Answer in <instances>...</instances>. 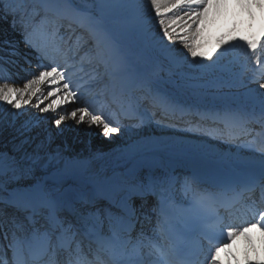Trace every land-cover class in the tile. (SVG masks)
I'll use <instances>...</instances> for the list:
<instances>
[{
    "label": "snow or ice",
    "instance_id": "1",
    "mask_svg": "<svg viewBox=\"0 0 264 264\" xmlns=\"http://www.w3.org/2000/svg\"><path fill=\"white\" fill-rule=\"evenodd\" d=\"M25 3L26 0H0L5 13L0 18L6 19L11 15L15 27L16 17L19 15L24 43L40 54L38 60L41 63L37 64L38 74H31L30 78L24 80L22 87L8 82L0 83V103L17 110V114H23L21 110L25 106L35 107L39 113L46 114L44 120L50 121L60 131V126L71 119L75 125L87 124L89 128L99 129V135L105 139L123 134L124 126L108 115L96 114L95 106L92 110L88 106L76 107L71 111L64 108V105L79 99L78 89L81 85L74 87L70 76V69L74 66L72 61L77 57L81 67L87 62L94 64L97 69L102 68L101 78L107 76L110 80L119 78L123 81L131 71L121 48V36L129 30V25L117 28L109 20L108 10L111 8L119 7L130 12L133 31L150 33L154 27H158L156 35L159 36V43L168 53L170 63L176 67L203 66L204 61H209L210 66L217 65L232 49L245 47L252 57V63L259 69V78L264 79V0H235V6L247 13L250 22L256 20L253 9L260 10L258 35H237L243 29L240 27L241 22L235 20L228 30L218 35L213 32L220 18H226L230 0H150V12L147 15L141 7V0H120L118 4L110 3L109 0H97L88 4L85 9L74 7L73 0H39L44 16L39 24L32 25L31 30L25 21ZM93 7L97 12L91 10ZM33 13L39 15L36 9H33ZM48 13L52 15L49 16ZM64 20L68 21V27L73 32L76 31L72 28L73 24L82 30L75 40L71 37L65 40L60 35V28L63 27L61 21ZM153 20L156 21L155 25L152 24ZM252 27L249 23L248 30ZM38 31L44 37L42 43H37L33 38ZM89 42L91 46L80 55ZM4 43L10 44L11 54L15 55V45L8 41ZM50 44L56 53L64 57L63 64L57 63L55 57L50 56ZM209 44H212L211 49L205 50ZM174 45H179V48ZM218 51L219 54L214 58V53ZM44 60H49L50 63L44 64ZM45 86L48 89L47 95L44 94ZM260 87L264 88V84ZM145 99L150 100L154 107L170 106L166 97L159 92L146 96ZM260 107L259 116L226 111L220 117L227 130L221 133V138L232 143L239 142L241 147H253L254 141L242 138L252 134L253 129L249 127L252 123L260 124L264 130V97L261 98ZM129 108H132L131 104ZM49 113L51 115H47ZM142 123L143 120L140 121ZM39 126V120L25 121L17 129L18 134L24 137L18 150L31 143L33 138L26 133H31ZM261 134L264 132L257 133ZM51 139L49 133V144ZM41 148H46L43 141L33 153L25 150L21 160L30 162L26 167L15 156L0 153V238L7 241L0 264H40L45 261V257H48L45 264H54L52 257L59 250L70 252L69 264H72V255L78 257L85 240L95 242L99 250L106 251L109 254V264H135L141 247L145 245L140 239L144 234L141 232L134 242L133 233L138 224L142 227L139 209L144 208L149 197L157 198V204L152 208L156 216L155 231L164 237L173 228L174 219H196L216 199L214 193L200 187L199 177L186 176L181 188L186 195L191 193V203L183 210L181 217H171L168 209L176 205L165 193L177 181L171 175H155L149 166L146 175H140L138 169L131 178L127 171L118 169H112L110 173L92 174L89 177L91 194L81 196L74 202L57 194L58 184L67 174V167H54V164H59L63 159L61 153L57 151L51 154L45 151L47 160L41 164L45 159L39 153ZM255 150L261 154L260 172L258 178L252 179L249 187H259L264 192V144ZM129 154L135 155L136 149L130 150ZM37 167L46 175L25 187L9 188L3 179L9 177L11 180H18L22 175L32 177ZM49 167H54L51 173L47 172ZM233 186L230 177L220 181L223 192L231 190ZM136 200L141 201L139 209ZM254 217L255 222H247L239 227L225 223L222 218L210 225L209 231L218 230L222 239L215 243L209 240L210 247L203 264H264V210H258ZM144 220L151 222V217L145 215ZM254 230L260 233L261 248H257L249 235ZM241 238L246 245L243 259L239 255V247L233 250V243ZM148 246L151 249L149 255L158 257L162 264H193L179 256L175 243L162 246L150 241ZM9 252L12 254L11 258L8 256ZM76 264H82V261L77 258ZM100 264L105 262L101 260Z\"/></svg>",
    "mask_w": 264,
    "mask_h": 264
},
{
    "label": "bare ground",
    "instance_id": "2",
    "mask_svg": "<svg viewBox=\"0 0 264 264\" xmlns=\"http://www.w3.org/2000/svg\"><path fill=\"white\" fill-rule=\"evenodd\" d=\"M35 0H33L28 8V11L25 14V21L29 25V30H31V23L35 21V24H39L41 18L44 16V12H39V15L34 14L31 12L32 6H34ZM110 3L118 4L120 3V0H109ZM146 3V2H145ZM74 7H77L76 2L73 0ZM142 9L147 15L150 12V2H147L145 6H142ZM3 9V4H0V17ZM43 9V7H42ZM81 9V8H80ZM113 11H110L111 13H117L118 15H123L122 19L126 23H131V14L128 10L115 7L111 8ZM253 12L256 15L255 21H249L247 17V13L244 12L239 7L235 6V0H230L229 7L227 9V16L221 17L217 25L213 28V32L217 35L220 31L224 32L228 30L232 22L238 21L241 22L240 27L243 29V31L237 32V35L242 34H250L255 33L259 34L260 32V24H261V17H260V10L259 9H253ZM235 13V15H233ZM52 13H48L50 15ZM13 17L10 15L7 17V19L0 18V61L4 62L5 65L1 67V72L5 75L4 77L0 75V83L8 82L14 84L16 87H22L23 82L25 79L30 78L31 74L37 73L39 69L37 68V64H35L34 67L29 69L27 66L30 62H37L38 56L40 55L34 48L28 47L24 43L23 34L20 32V30L23 31V26L21 24L20 27H18V23H20V17L19 15L16 17L17 23L16 26L13 27ZM65 22H68L67 20L61 21L63 24V27L60 28V35L63 36L66 39L71 37L72 40H75L78 35L81 34V29L77 28L75 24L72 25V28H75L76 31L73 32L70 28H68L69 31H64L66 24ZM251 23L254 27V30L251 31H245L248 28V24ZM127 24V23H126ZM152 24L155 25L156 21H152ZM33 25V24H32ZM68 27V25H67ZM155 31H158V27H154L150 33H141L143 36L148 37V47H151L153 49L152 56H149L147 54H141L142 57L145 58V62H148L152 68H156V63L152 59L154 56L156 59H159L160 62H162L164 65H166L163 61V58L165 55H168V53L163 49L161 44L159 43V36H156L154 33ZM158 29V30H157ZM154 32V33H153ZM35 36V40L37 43H42L44 41V37L41 32H37ZM86 35V34H85ZM5 41L11 42L16 47V54H11V47L10 44L4 43ZM167 43V41H165ZM89 45H86L82 50L80 55H83L84 52L88 50L90 47ZM179 45H174V47H178ZM244 47H236L232 49L220 62L221 66L217 65H211L209 61H204L203 66L207 67L209 66L211 68L210 73H207L203 75L200 80L208 81L211 76H225V80L228 82V85L225 86V88L217 89L215 85H210L206 88H203L201 90L205 92H215L216 94L219 93V95L225 96L227 98L224 99H212L210 97H203L200 94L196 93H190L186 92L191 98V101H196V103L191 104L190 106L186 102H178L172 101L170 99V95L166 93H160L162 96L166 97L168 104L170 106L165 107L164 105L154 107L153 104L150 102V100L145 99L148 95H143L142 92H144V88L142 85L144 82H139L138 78H136L135 74L130 72L123 81L120 80V83L115 88L113 85L114 83L107 78V76H103L102 80H100L101 75L100 73H103V69H97L94 64H89L85 62L83 66L81 65H74V68L71 69V81L72 77H74L76 74H79L80 72H85L84 78L88 77L94 81L93 83V90L94 89H100L104 86V84L109 81L111 83V87L108 88L106 91L108 92V96L111 98H108V96H103L101 94L100 97V104L98 103H88L85 106H88L90 110H92V107L95 106L96 114L103 113L105 115L110 116L114 119V117L110 114L113 113V109L117 110L116 105L114 104L116 101H118L121 106L119 107L122 109V113H119L120 117H118L117 121L120 123H127L129 124V127L123 128V134L122 135H116L112 139H105L102 136L99 135V129L93 127L89 128L87 124H81V125H75L74 121L71 119L66 120L60 127L62 131L57 130L56 126L52 124L50 121H46L43 119V117L46 114L39 113L35 107H29L25 106L24 112H21L23 114H19V118L16 121H10V119L17 114V110L11 109L10 106L0 103V153H7L10 156L11 152H14L15 155H22L24 156L25 150L28 153H33V148L37 146V143L40 144L42 141L46 145V148H41L39 150V153L41 152V156H45V151L48 153L54 154L55 152L59 151L63 157V159L60 161L59 164H54L55 168H64L67 167V174L63 177V179L59 182V192L58 195L62 196L63 198L70 199L72 201H77L79 197L81 196H88L92 192V185L89 182V177L92 174L100 173V172H111L112 169H118L121 171H127L129 178H131L133 175L136 174L137 170L139 169V174L143 176V173H148L149 166H151L152 171L154 174L158 176V168L156 164L158 162H165L169 164H173L176 161H179L181 159H186L185 165H191L192 168L187 167H179L178 171L186 174L185 172H190L193 168L196 166H200L201 163L193 164L192 161L198 157L200 159V162H205L207 160L209 161H215L213 165V169L220 170V171H227L232 168L237 170H242L245 173H247L248 164L253 161H257L258 164H260L261 157L260 152L255 150L258 149V140L254 141L252 140L250 136L243 137L245 141H254V146L251 148L248 147H241L239 142L232 143L228 142L227 139L221 138V133L227 131L225 129V126L222 125L219 121H213L212 116H216V113H214L212 110H217L210 108V104L220 105L223 104L222 101H228L226 104L230 107L232 105H236L238 111L244 110L248 111L251 110V115L259 116L261 107H260V101L261 97H264L262 94V89L252 91H247V94L244 95V89L247 86H251L252 84H264V79H259V73H257L258 68L256 65L252 63V57L250 54L246 51V48ZM239 51H244V53H247V55H240V53H237ZM49 54L53 57H61L62 55L56 53L53 50V47L51 44L49 45ZM124 55H127L126 53H123ZM219 53H214L215 55H218ZM33 55V56H30ZM235 55H238L239 57H235ZM7 57V58H5ZM77 59H79L77 57ZM191 60V57H189ZM226 60H229L228 63H225ZM44 64L50 63L49 60L42 61ZM64 63V61H62ZM75 62V61H74ZM41 63V62H40ZM73 63V62H72ZM223 63H225L223 65ZM77 64V63H76ZM132 67V66H131ZM130 67V68H131ZM170 68V66H169ZM80 70V72H79ZM186 71L195 73L199 71L198 68H185ZM75 74V75H73ZM88 75V76H87ZM163 74H157V76H162ZM167 77H171L175 80H182L185 79L186 81L193 82L195 78H189L184 76H179L174 72V70H169L166 74ZM77 77V76H76ZM95 77V78H93ZM84 79L83 81H86ZM178 80V81H179ZM115 81V80H114ZM233 82V83H232ZM249 82V83H248ZM194 83V82H193ZM133 85V86H132ZM220 85V84H219ZM258 85V86H260ZM75 87V86H74ZM133 94H142V98L140 103L142 105H139V108L150 106L152 108L145 119L143 120V123L140 124V118L136 115H134L132 109L129 108L130 102H125L121 99H128V93L124 90L129 89V91H132ZM151 89V94L155 93V90L152 88V86H149ZM243 88V89H242ZM181 90L182 88L179 87ZM47 87L44 88V94L47 95ZM259 91V92H258ZM177 94L179 93L176 91ZM259 94V98L256 96ZM114 94V95H111ZM176 94V93H175ZM186 94H182L180 96H183ZM255 95V96H253ZM150 96V95H149ZM245 96H248L246 98ZM233 98V99H232ZM235 98V99H234ZM133 99V97H131ZM104 100L111 102V108L109 106H106L104 103ZM115 101V102H114ZM48 101H46L47 103ZM76 102V101H75ZM75 102H71V107L68 106L66 109L68 111H71L72 105L75 104ZM103 102V103H102ZM199 102V103H198ZM33 104H35V100H33ZM195 104L200 105L201 107H209L211 110L208 113H200L198 112V109ZM118 108V109H119ZM163 109L165 111L164 113L168 114L169 118L168 121L163 124L159 121L158 116H156V113H161L162 111L160 109ZM174 108L176 110H174ZM225 108V107H224ZM233 108V107H232ZM206 109V108H205ZM222 111V110H221ZM219 111V112H221ZM182 116H177V114L182 113ZM218 112V113H219ZM249 112V113H250ZM51 115V113L47 114ZM24 119L25 121H40V126L37 128H34L29 135L36 136L37 139H32L30 144H25L23 149L18 150V146L21 143V140L24 139L23 136L16 135L14 133H17V128H20L21 125L19 122ZM116 120V119H114ZM180 120V121H178ZM135 122V123H134ZM191 122V123H188ZM182 125V129H187L190 135H185L180 133H172V131L177 127V125ZM19 124V125H18ZM193 124V125H192ZM14 125V126H13ZM139 125V126H137ZM6 127V130L4 132H1L3 128ZM165 127V128H164ZM215 127L218 129V131L213 132L212 128ZM250 128L253 129V132L257 130V127H259L257 124H250ZM130 128V129H129ZM160 128V129H159ZM172 130H171V129ZM91 129V131H90ZM259 133H262L264 130H260ZM185 131V130H184ZM252 132V133H253ZM51 134V143H48L47 137ZM27 135V134H26ZM259 136H262L259 135ZM32 137V136H30ZM33 138V137H32ZM133 140V141H132ZM136 149L135 155H130V150ZM33 150V151H32ZM47 160V157L45 156V159L41 161V164L45 163ZM25 161V164H29V161ZM203 165V164H202ZM54 167H49L47 172L53 171ZM198 168V167H197ZM250 171V170H249ZM45 172L42 171L39 167L36 168L34 176L27 177L33 179L34 182L36 179H40L44 177ZM175 177V176H174ZM176 178V177H175ZM232 180H234V177H230ZM24 179V178H23ZM33 182V183H34ZM51 182H49L50 184ZM251 182L248 183H242L241 185L249 186ZM24 183H22L20 180L16 183H12L10 185V188H16V187H25ZM82 189V190H81ZM85 191V192H83ZM250 194V195H249ZM249 194L241 200L243 208H247V206H250V203L252 201V195L253 192L250 189ZM250 196V197H249ZM138 209L139 205L138 203H141L140 200L135 201ZM152 208V201L151 197H149L147 204L144 206L143 209H139V213L141 215L142 220V227L141 225H137V228L133 235H138L144 229L146 230H152L150 233H143L145 236H156L157 233L155 231V225L153 220L155 219V214L151 213ZM11 212V209L8 210ZM256 213V210H249L247 213H245L244 218L241 219H247L248 217H252ZM147 215L151 217V223L147 220H144V216ZM233 215L235 216H241L242 213L239 210H234ZM226 219V218H225ZM250 222V221H247ZM247 222L242 223L245 225ZM257 231H253L249 233L251 239L253 242L257 245V248H261V238L260 233ZM79 239V237H78ZM147 239H145L146 241ZM243 245L239 247V255L241 256V259H243V251L246 245L242 243ZM7 241L2 240L0 238V252L5 253L6 250ZM75 248V245H73V249ZM11 253H8L9 258H11ZM97 257L100 259L98 260ZM4 257L0 256V260H3ZM77 258L82 261V264H100V261H104L105 264H109V261H107L106 257L99 251L97 246L93 243H90L88 241H84L82 245V251L79 253L78 257L73 254L72 264H76ZM254 259L256 257H253ZM70 259V252H64L62 256L60 257H52V260L54 264H69ZM48 260V259H46ZM45 260V261H46ZM45 261L40 262V264H45Z\"/></svg>",
    "mask_w": 264,
    "mask_h": 264
},
{
    "label": "rangeland",
    "instance_id": "3",
    "mask_svg": "<svg viewBox=\"0 0 264 264\" xmlns=\"http://www.w3.org/2000/svg\"><path fill=\"white\" fill-rule=\"evenodd\" d=\"M32 1L33 0H26L25 8L27 9V11H28V8H29V6H30V4H31ZM74 1L76 2L77 7L81 8V9H85L88 4H93V3L97 2V0H88L87 2H83L82 0H74ZM147 2H150V0H141V5L142 6H145L147 4ZM33 9H36L37 11H40V12L43 11L42 6L39 3V0H35L34 6H32V8H31L30 11L33 12ZM91 10L94 13L97 12V9L95 7H93ZM109 10L110 11H113L112 9H109ZM109 10H108L109 20L117 28H119L121 25H124L126 23L129 25V30L127 32L123 33L122 36H121V48H122V52L127 54L125 56L127 57L128 61H129L130 67L132 66L130 68L131 69L130 72L131 73L133 72L135 74L136 78H138V80H139V77H140L139 82L140 81L141 82H144L142 86L144 88L147 87L146 89H144V92H142L143 95L151 94V89L149 88V86H152V88L155 90V92H160V93L161 92L162 93L164 92L166 94H169L170 95V99L171 100L173 99L172 101H175V100L178 101L180 99V101H178V102H186L189 106L191 104H193V103H196V101H194V102L191 101L190 96L188 94H186V92H190V93H193V94L194 93L200 94L203 97H210L212 99H217V101H218V99L221 100V99L227 98L225 96L219 95V93L216 94L215 92H205V91L201 90V89L206 88V87H208V86H210L212 84L215 85V87L217 89H221V90L223 88H225V86L228 85V82L227 81H224V84H220L219 85L220 79L221 78H224L225 79V76H216V77L211 76L208 81L200 80V78L203 75H205L207 73H210L211 68L209 66L204 67V66H201V65H184L182 67H176L174 64L170 63L169 58H168V55H165V57L163 58V61H164V63L166 65H164L162 62L159 61V59H156L153 56L152 59L156 63V68H152L150 66V64H148V62H145V58L141 56V54H143V53L144 54H147L149 56H152L153 49H151V47H148V43H149L148 40H147L148 37H145L146 35L143 36L140 32L133 31L131 29V23H128V22L125 23L123 21L122 16H124V13L121 16V15H118L117 13H111V12H109ZM4 15H5V13L2 12L1 13V16L3 17ZM9 16L10 15H8L7 17H9ZM49 16H51V15H49ZM32 24H35V21H33L31 23V26H32ZM65 24H66V27H65L64 31H69L70 32V30H68L69 27H67L68 22H65ZM18 25H19L18 27H20L21 26V22L18 23ZM155 30H156V28L153 30L155 33L154 32L153 33L156 35V33H158L159 30L158 29H157L158 31H155ZM251 30H254V27H252ZM251 30H248L247 29L245 31L247 32V31H251ZM20 32L23 34V31L22 30H20ZM220 33H222V31H220L219 34ZM36 35H38V34L35 33L33 38H35ZM118 35H120L119 32H118ZM211 47H212V44H209L208 47L205 50H210ZM178 48H179V46L177 47V49ZM244 49H245V47H244ZM218 53H219V51H218ZM237 53H240V55H247V53H244V51H239ZM30 56H33V55H30ZM235 57H239V56L238 55H235ZM5 58H7V57H5ZM55 59H56V62L57 63L63 64V62H62V61H64V57L63 56H61L59 58L58 57H55ZM40 62H41L40 60H38L37 62H35V61L33 62L32 61V62L28 63L27 66L29 67V69H31L32 67L35 66V64H38ZM72 62H73V65H81L80 62H79V59H76L75 62L74 61H72ZM228 62H229V60H226L225 61V63H228ZM225 63H223V65ZM4 65H5V63L0 61V75L3 76V77L5 75L1 72V67H3ZM218 65L221 66V64H218ZM169 66H170V68H169ZM189 67H193V68L195 67V68H198L200 70L197 71V72H195V73L186 71L185 68H189ZM73 68H74V66H73ZM71 69H70V73H71ZM169 70H174V72L176 74H178L179 76H184V77H189V78H195V79L198 78V80L193 81L194 83L193 82L186 81L185 79H182V80H179L178 79L179 81L178 80H175V79H173L171 77H167L166 76V74H167V72ZM79 72H80V70H79ZM157 74H163V75L162 76H157ZM73 75H75V74H73ZM81 75H85L84 70H83V72H80L79 74H76L74 77H72V84H73V86L81 85V87L78 89V91H79V99H77L76 102H75V104L72 105L71 110L73 108H76V107H84L86 104H88L90 102L91 103H98V104H100L101 103L100 102L101 94L103 96H106L107 97L108 96V94H107L108 92L106 90L111 87V83L109 81H107L102 88H100V89H94L93 90V88H94L93 83H94V81L96 82L97 80H94V79L92 80L87 75L88 76V77H86L87 80L86 81H83L86 78H84L85 76H81ZM102 78H104V77H102ZM102 78H100V80H102ZM111 81L114 83L113 86L115 88L120 83V79L119 78L117 80H115V81L114 80H111ZM258 85H260V84H257L256 83V84H252L251 86L245 87V89L243 91L244 92V95L247 94V91L248 92L251 91V93L254 94V92H252V91H256V90L262 89V92H263L262 95L264 96V88H261ZM179 87L182 88V89L180 90ZM257 88H260V89H257ZM176 91H178L179 93L177 94ZM181 93L182 94H186V96L185 95L180 96ZM259 94L260 93H258V95L256 96L257 98L260 97ZM174 96H175V100H174ZM253 96H255V95H253ZM130 97H131V95H130ZM132 97L138 98V97H140V94H138L136 96L133 95ZM245 97L248 98V96H245ZM129 100L130 99H126L125 102H128ZM107 102L108 101L104 100V103L106 104V106H109V108H111V103L107 104ZM70 103L64 105V108H67L68 106L71 107V104ZM210 105H215V104H210ZM22 112H24V109H22ZM110 114L116 120L118 119V117H120V115H118V112L115 109H113V113L110 112ZM18 116H19V114H16V116L12 117L10 119V121H16L19 118ZM156 116H158L159 121L162 122L163 124H165L168 121V118H169L168 114H166L164 112L156 113ZM178 121H180V120H178ZM24 122H25V120L22 119L19 122V124H24ZM120 123L124 127H127V128L129 127V124H127V123H122V122H120ZM188 123H191V122H188ZM175 125H177V127L172 131V133H180V135L185 134V135H190L191 136V133H189L188 131H186L187 129H182L181 128L182 125H178L176 123H175ZM17 129H19V128H17ZM5 130H6V127H4L1 132H4ZM90 131H91V129H90ZM16 132H17V130H16ZM14 134L19 135L18 132L17 133H14ZM26 134L28 136H32L33 139H37L36 136L29 135V133H26ZM38 141H42V140H38ZM37 145H38V143H37ZM35 149H36V146L33 148V150H35ZM40 154H41V152H40ZM10 156H15L18 161H21V163H22L23 166H25V167L27 166V164H25V161L24 160H21V158L23 157L22 155H15L14 152H11L10 153ZM51 172L52 171H50L48 173H51ZM45 175H46V173L44 174V176ZM27 177H29V176H23L22 175L18 180H11L9 177H4L3 179L6 181L7 186L10 188V185L12 183H16L19 180L22 183H24L25 185L32 184L34 182L33 181L34 178L33 179L29 178V180H28ZM49 182H51V180H49ZM83 192H85V191H83ZM138 205H140V203H138ZM242 243H243L242 238L240 240L234 242L233 243V250L235 251L238 246L241 247L243 245ZM0 256L4 257V253L3 252H0Z\"/></svg>",
    "mask_w": 264,
    "mask_h": 264
},
{
    "label": "trees",
    "instance_id": "4",
    "mask_svg": "<svg viewBox=\"0 0 264 264\" xmlns=\"http://www.w3.org/2000/svg\"><path fill=\"white\" fill-rule=\"evenodd\" d=\"M83 2H87L88 0H82Z\"/></svg>",
    "mask_w": 264,
    "mask_h": 264
}]
</instances>
